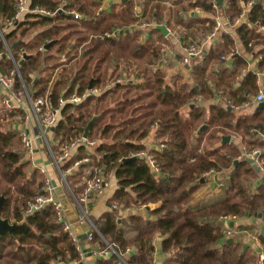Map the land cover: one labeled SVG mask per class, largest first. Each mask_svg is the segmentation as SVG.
<instances>
[{"label":"trees","instance_id":"obj_1","mask_svg":"<svg viewBox=\"0 0 264 264\" xmlns=\"http://www.w3.org/2000/svg\"><path fill=\"white\" fill-rule=\"evenodd\" d=\"M249 1L252 5L247 19L236 28V33L248 53L256 51L257 56H263L260 66L264 68V49L256 50L264 43V33L259 30L260 25H264V0L256 3L254 0H225L218 6L234 19L247 8ZM213 2L199 0L186 6H200L212 13L215 9ZM15 3L16 0H0V20L3 17L10 19L15 14ZM100 3L99 0H30L32 8L44 7L54 11L61 7L82 15V18L78 20L74 14L62 11L52 17L26 13L18 25L5 32V36L17 58L20 53L25 54L27 48L18 35L39 25L47 27L40 36L56 39L46 48L48 52L53 46L57 47L56 60L63 53L69 56L67 60H74L78 56V47L82 46L80 61L70 74L62 75L66 69L64 59L49 67L44 65L41 71L48 69L50 73L43 75L40 72V75L31 77L30 70L35 69L42 57L39 52L26 59L20 69L29 92L39 96L49 91L55 106L62 97L66 100L75 94L82 97L78 102L67 101L62 106L53 133L56 152L60 151L63 142L83 133L87 123L98 116L89 133L90 137L98 139L93 162L106 165L105 172L113 171L118 183L108 199L109 209L94 219L101 234L113 242L118 251L124 252L129 264H154L158 234L162 237L163 264H258V252L264 251V232L257 233L262 245L257 244L254 249L235 238V231L245 225H234L232 235L227 237L220 221L223 214H237L239 218L252 214L264 221V182L252 190L251 178L260 176L253 163L242 156L233 141L223 142L225 135H242L249 150L263 148L260 158L264 160V107H257L253 113H240L232 106V103H244L257 92V75L253 72L243 74L248 61L237 56L231 67L220 68V76L215 79L208 74L210 64L222 56V52L215 51L202 55L201 61L193 66L192 82L176 81L175 86H171L166 83V71H158L154 76L147 73L146 64L165 56L160 45L142 40L138 31H126L132 22L138 20L134 2L122 1L120 9L115 3L110 11L97 14ZM155 8L158 17L161 3ZM206 19L198 17L187 25L193 34L201 30L207 36L213 30L214 21L205 25ZM115 28L123 33L109 38L103 36ZM158 31L156 27L151 29V32ZM73 36L76 37L71 49L73 43L68 40ZM223 38L226 42H233L231 34L224 33ZM49 58L54 55L47 53L43 60ZM7 59L9 70L13 63ZM168 62L167 70L172 64L171 60ZM121 64L127 74L133 64L138 65L135 72L144 75L143 81L138 83L142 92L129 96L131 86L128 81L112 83L113 79L119 78L113 77ZM60 67L59 77L53 80L55 70ZM127 74L120 78L127 79ZM236 82L238 87L234 88ZM90 85L101 87V92H91ZM15 86L21 87L18 77ZM225 87L230 88L227 105L210 103L203 106L198 99V95H202V100L207 101ZM116 92L119 99L113 100L112 95ZM19 113L18 109L4 108L0 102V193L7 195L0 214L11 221L27 222L12 235L0 236V264H79L76 263L79 258L76 245L63 226L57 223L52 206L31 215L24 214L27 202L42 191L44 176L25 159L20 131L10 125L11 118ZM204 123L207 127L198 133ZM150 135H154L153 141L157 145L156 149H150L155 156L157 171L146 157L124 160L133 153L138 155L147 150L143 140ZM217 142L221 144L216 146ZM77 152L63 167L82 157L85 147L79 146ZM211 169L223 174L220 182L225 185V197L197 207L192 203L194 194L208 182L204 173ZM69 178L72 190L80 193L84 186L83 168L74 170ZM158 201L162 204L145 215L133 213L120 218L121 210L127 207L146 206ZM114 203L120 209H113ZM231 237L233 241L229 242ZM92 243L104 246L97 234ZM127 248L132 252H127ZM97 264H120V260L112 254L101 258Z\"/></svg>","mask_w":264,"mask_h":264},{"label":"crops","instance_id":"obj_2","mask_svg":"<svg viewBox=\"0 0 264 264\" xmlns=\"http://www.w3.org/2000/svg\"><path fill=\"white\" fill-rule=\"evenodd\" d=\"M101 3L99 7L97 8V14L103 11H110L112 9L113 4L117 3L119 6L118 8H122V1H128V0H99ZM135 4L134 9L136 11V16L138 17V20L131 23V25L126 28V31H138L141 34V39L149 41V43H153L155 45H160L161 51L164 53V58L162 59H153L151 63L146 64L147 65V73L148 75H156V73L159 72H165L167 74L165 79L166 83L175 86L176 81L177 82H183V81H189L192 82V75L191 70L194 65L198 64L201 61L202 55L207 56L210 52H222L221 54H227L229 52H235V55L230 60H224L221 59V57L217 60H214L210 64V69L208 71V74L212 75L215 79H218L221 73L222 67H231L234 63V58L237 56H243L247 59L248 65L243 70V74L248 72H253L257 75V83L258 88L264 87V68L260 66L259 59L260 55H256V51L253 53H248L243 44L240 40L238 34L236 33V28L240 25H236L235 27H229L220 30L217 35L209 39L208 35H203V31H198L197 33L193 34L192 29L188 27V23L194 20L198 17H204L206 19L205 25H210L211 20L214 21V26L216 22V18L220 16L221 18H225L227 15L224 14V9L219 7L220 9L214 11L212 13H207L206 11L202 10L200 6H186L188 3H195L199 0H132ZM225 1V0H224ZM158 3H161V10H160V16L157 15L156 5ZM16 7V6H15ZM136 7V8H135ZM246 9H250L248 7ZM81 19V18H80ZM161 19V21L159 20ZM79 20V19H78ZM8 21L7 18L3 17L0 20V27H3L6 25V22ZM144 22H151L158 24H165L167 28L173 33L169 32V34L165 35L161 30H159L157 33L151 32L152 28L154 27H144L142 23ZM214 28V27H213ZM118 29V28H115ZM123 33V30L121 31ZM259 30L264 33V25H260ZM231 34V38L233 42H226L225 38H223L224 33ZM23 41V40H21ZM196 44L200 46L203 50L201 56L199 58H195L192 60L191 64L187 66L182 62V58L184 55L185 47L188 45ZM74 45H71V49ZM228 48L225 50V48ZM264 49V43L259 44L257 46V49ZM79 51H82V46L78 47ZM214 50V51H213ZM7 54L6 50L4 49V46L0 45V74L6 73L8 71L7 68ZM79 57H75L74 59H78ZM171 60L172 64L171 67L168 68V61ZM170 62V63H171ZM65 67L67 65H64ZM124 64H121L118 71L114 74L120 77L118 75L124 74L126 71L123 70ZM138 65L133 64V66L128 70L127 79L123 78L124 81H128L131 88L130 91L134 93H130V91L127 93L129 96H133L136 91L142 92V89L140 86H138V83L143 81L144 75H139L135 71L138 69ZM151 67L154 68V70L151 69ZM167 67V68H166ZM70 69V68H69ZM67 69H65L66 71ZM63 71V72H65ZM112 78V79H113ZM241 78V76H239ZM38 78H36L37 80ZM111 79V80H112ZM104 85V84H102ZM215 87V85H212ZM111 87V86H109ZM238 87V82L234 83V88ZM258 92V90H257ZM257 92L250 96L254 97ZM230 95V88L225 87L223 90L217 92L214 97H211L207 99V101L202 100V95H198V99L200 102H202L203 106H207L210 103H222L223 105H227V98ZM233 104V103H232ZM258 106H253L249 108H235L238 112H246V113H253L255 109ZM13 110V109H8ZM15 110V109H14ZM20 114V113H19ZM19 114H17L15 117L11 118L10 125H12L15 129L19 130L20 128H24L26 126L27 131L32 129V126L24 123L22 120L19 119ZM10 118V117H9ZM26 124V125H25ZM206 124V123H204ZM203 125V124H202ZM207 125V124H206ZM153 134V132H152ZM231 136V139L226 142L235 143L239 149L242 151V154L244 150H249V145L246 143L244 137L242 135H235V134H229ZM55 138V137H54ZM154 135H150L149 137L145 138L143 140V143L147 146V150L150 151V149H156L157 145L153 141ZM194 141L195 137H194ZM53 142L55 144V140L53 139ZM53 144V147H54ZM220 142L216 143V146L220 145ZM259 148L261 152L263 151L262 147H255ZM56 152V150L54 149ZM25 159L29 161L32 165V167H38V166H46L48 169V172L50 173L52 179L55 174L59 176V181H55L56 184V194L60 196L67 204L68 206V212L67 217L70 220V222L73 224V227L80 231L82 241L81 243L84 246L85 254L89 257V261L92 262V264H97L98 260H100L102 257L99 256L96 253V249L98 245L96 243L89 242L85 237V229H87V224L79 223L78 222V209L75 203V196L78 195V192H75L72 190V188H67L61 181L60 174L56 167L52 164V161L50 162L49 159H51L50 153L48 151V148L43 145V140L37 139L36 140V149L34 150L33 159H29L28 154L25 152ZM257 171V170H256ZM258 172V171H257ZM259 177L251 178L250 186L252 190H255L263 181L264 172L260 171ZM223 174L217 173L213 174L208 177V182H206L205 185H203L195 194H194V203L195 206L201 207L208 204L215 203L217 201L222 200L225 197V185L221 183L220 179H222ZM118 187L117 179L111 175L108 177V184L106 187V193L104 196L96 199L95 201L91 202L89 204L90 207V213L93 219L99 218L106 210L109 209L108 207V199L114 194L115 190ZM160 203L156 204H150L146 206H138V205H132L130 207L125 208V210H121L120 218L125 217L127 215L133 214V213H139L142 215H145L148 211H150L152 208L158 207ZM120 209V208H119ZM152 209V210H153ZM240 225H245V227L236 230L235 231V238L241 240L247 245H251L254 249L257 248V233L264 232V221L260 217H255L252 214H248L244 218H239V220L235 223V227H238ZM161 240L162 237L158 234L156 237L155 245H156V262L155 264H163V260L165 258V255L161 251Z\"/></svg>","mask_w":264,"mask_h":264},{"label":"built area","instance_id":"obj_3","mask_svg":"<svg viewBox=\"0 0 264 264\" xmlns=\"http://www.w3.org/2000/svg\"><path fill=\"white\" fill-rule=\"evenodd\" d=\"M252 2H248V7H251ZM16 12L15 14L8 19L6 25L0 27V45L2 44L6 49V54L13 63V67L10 68L6 73L0 74V102L6 109H18L21 111L19 114V119L24 123L32 126L31 130L20 128V136L22 143L25 148V152L28 154L29 159H33L34 150L36 149V140L39 138L43 140V145L48 148V151L51 156L52 164L58 170L62 183L67 187L71 188L68 182V177L74 172V170H80L83 168V179L84 186L83 189L78 195L75 196V203L78 209V222L87 224V229H85V237L89 242L94 241L95 235H99L101 241L104 242V246H100L98 243L96 253L102 258L116 254L120 260V264H129L125 257L124 252L118 251L113 242L108 241L101 234L99 228L97 227L94 219L90 213L89 204L96 199L104 196L106 193V187L108 184L107 178L113 175V171H110L108 174L105 172L106 165H98L93 162V156L95 154V148L98 144V139L96 137H85L84 132L76 137H72L69 140L63 142L60 146V151L55 152L53 149V133L54 128L57 125V122L60 118L62 106L67 101L78 102L82 98L80 95L75 94L70 99L66 100L62 97L57 106L53 105L50 100L49 91L45 94L39 96H33L25 82L20 69L19 61L24 57V52L19 54V58L13 53L11 46L5 36V32L21 22L22 16L26 13H39L46 16H55L59 11L64 13L74 14L76 19L82 18V15L78 13H73L72 11L63 10L61 7L53 10L44 8V7H35L30 6V0H16L15 3ZM213 7L218 10L220 9L216 0L213 2ZM136 8V7H135ZM249 9H244L237 18H231L226 16L221 18L218 16L216 18L215 26L213 30L208 34V38H214L217 33L225 28L235 27L238 24H241L247 19V12ZM144 27L155 26V23L144 22L142 23ZM169 32L173 31L168 29ZM120 34L119 29H114L112 31H106L104 33L105 38L118 36ZM203 50L200 46L196 44L188 45L185 47L184 55L182 62L189 66L193 59L199 58ZM235 55V52H229L221 56L224 60H230ZM263 56L260 55L259 59H262ZM19 78L21 82V87L16 88L15 81L16 78ZM124 82L122 78L113 79L112 83ZM108 86V85H107ZM89 90L93 93L99 94L101 92V87H91ZM264 101V87H259L258 92L254 97L249 98L242 104H232L233 107L243 109L253 106H258L260 102ZM25 124V125H26ZM55 140V139H54ZM83 145L85 147V154L77 158L71 163L68 167H63L67 161L71 159L78 152V147ZM137 154H131L130 156H136ZM139 156L146 157L149 160V163L157 171L158 167L156 166L155 156L149 150H142L138 153ZM261 150L259 148H254L251 150H244L242 156L246 158H252L255 163L260 167V170L264 172V160L260 158ZM39 171L44 176V184L42 191L37 193L31 200H29L24 209L25 215H31L36 211H39L47 206H52L55 210L56 221L57 223L63 226V229L70 236L71 240L75 243L76 249L79 253V258L76 260V263L79 264H92L89 261V257L85 254L84 246L81 243L82 237L80 231L76 230L73 227V224L67 217L68 206L66 202L56 194V184L52 179L50 173L46 166H38ZM213 174H217L214 169L204 173L205 176L209 177ZM158 202H151L148 205ZM159 205V206H160ZM158 206V207H159ZM117 203L112 205L113 209H118ZM155 207V208H158ZM154 208V209H155ZM153 209V208H152ZM239 220L237 214H223L220 216V221L225 227L226 236L229 237L233 233V226ZM234 223L232 226L231 224ZM258 245H262L259 239L257 240ZM127 252H132L130 248L126 249ZM156 262V253L154 255L153 263ZM258 264H264V251L260 250L258 252Z\"/></svg>","mask_w":264,"mask_h":264},{"label":"rangeland","instance_id":"obj_4","mask_svg":"<svg viewBox=\"0 0 264 264\" xmlns=\"http://www.w3.org/2000/svg\"><path fill=\"white\" fill-rule=\"evenodd\" d=\"M61 23H65V21H62ZM155 26H157V25H155ZM152 27H154V26H152ZM45 29H47V27H43V26L39 25V26H36V27H33V28L31 27L25 34L18 35V38H20L21 40H23L24 43L27 45V48H26V52L25 53L30 54L31 56L32 55H36L38 52L39 53H42V57L39 59V63L36 65L35 69H31L30 70L31 72L29 73V75L31 77H35V75H37V74L40 75V72H41V74L46 75V74L50 73L51 70L46 69L45 71H41V69L43 67H45L44 65H46V67H49L48 65H53L55 62H59L60 63L64 59L66 60L65 62H66V65H67L66 66V69L67 70L65 72H63L62 75L64 76V74H70V71L72 70V68H74V66H76L77 62L80 61V60H78L79 58L70 61V60H67V59H69V56H67L65 53H63L61 55V57L56 60L55 57H57V54H56L57 53L56 52L57 47H54V46L48 52H46L45 45L48 44V42L49 41H52L53 39L48 40V38L46 39L44 36H40V34L42 33V31H44ZM75 37L76 36H73L70 40H68V42H72L73 43L72 45H74V43H75ZM11 40L12 39H10V41ZM8 42H9V40H8ZM77 51H78V57H79L80 51L79 50H77ZM47 53H48V55H54V58H49L46 61L43 60L45 58V55ZM151 69L154 70L153 67H151ZM61 71H62V67L57 68L55 70V73L56 74L53 75V80H55V79H57L59 77V73ZM117 74L114 75V76H117ZM125 74H127V72H125L124 74H122V76H124ZM118 76H121V74L118 75ZM36 78H38V76ZM130 93H134V92L130 91ZM117 94H118L117 92L116 93H113V95H112L113 96V98H112L113 100H115V98L119 99L118 98L119 96H117ZM185 110H186V108H185ZM23 148H24V146H23ZM24 151H25V148H24ZM49 160L51 162L52 159H49ZM53 179H54V177H53ZM68 179H70V178L68 177ZM54 180L55 181H57V180L59 181V176H57L55 174V179Z\"/></svg>","mask_w":264,"mask_h":264},{"label":"water","instance_id":"obj_5","mask_svg":"<svg viewBox=\"0 0 264 264\" xmlns=\"http://www.w3.org/2000/svg\"><path fill=\"white\" fill-rule=\"evenodd\" d=\"M217 3L222 4L224 2V0H216ZM258 0H254V3H256ZM157 29L161 30L163 32V34L167 35L168 34V28L165 24H158L156 26ZM56 42L55 40L49 41L48 44L45 45L46 48H49L52 44H54ZM16 45V43L14 44ZM30 54L25 53L24 57L19 61L20 65H23V63L25 62L26 59L30 58ZM92 85L89 86V88H91ZM258 107L262 108L264 107V101L260 102ZM97 115H95L85 126L84 128V136L88 137L89 133H90V128L92 126V124L94 123V121L97 119ZM207 127L206 124H203L200 126L198 133H200L202 130H204ZM231 139L230 135H225L223 136V142L229 141ZM139 155L136 156H130V157H126L124 160L125 161H129V160H134L136 158H138ZM247 160L251 163H253L254 167L256 168V170L258 172H260V167L257 165V163H255V161L252 158H247ZM238 163V160L235 161V164ZM263 181H264V177H263ZM7 200V195L5 192L0 193V209L3 207L4 203ZM27 222L23 221L22 223H18L16 221H11L9 218H4L1 216L0 214V236L9 233V234H13L14 230L26 225ZM232 226L234 225V223L231 224ZM233 238H229V242H232Z\"/></svg>","mask_w":264,"mask_h":264}]
</instances>
